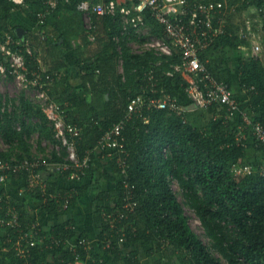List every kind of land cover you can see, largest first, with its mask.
<instances>
[{"label":"trees","instance_id":"obj_1","mask_svg":"<svg viewBox=\"0 0 264 264\" xmlns=\"http://www.w3.org/2000/svg\"><path fill=\"white\" fill-rule=\"evenodd\" d=\"M24 1L25 6H20L11 0H0V37L9 33L18 39L16 29L22 28L25 32L21 25L12 20L13 11L18 10L28 17L34 28L28 30L21 42L43 51L41 58L48 67V70L42 73L43 80H46V75L53 77L52 71L66 67L65 55L69 51H73L79 58V64L90 62L91 67L99 69L98 75L93 68L89 69L84 78L96 93L97 104L92 106L90 115L80 118L72 115L70 109L77 104L73 96L65 99L68 102L66 107L61 104L65 100L54 97L58 103L61 102L59 104L62 108H65L67 121L75 123L81 129L76 146L79 157L82 158L86 151H92L104 132L114 124L126 122L122 131L126 152L122 156L128 164L129 183L134 185L131 200L136 202L137 206L133 214L114 228L111 227V218L108 216L119 214L118 210L127 196L121 178L117 175V156L111 158L104 155L101 158L93 153L91 155L93 160L100 158L105 164L107 170L106 173L103 172V180L105 183H112L116 190L110 193L103 189L98 191L96 196L98 201L107 202L97 207V212L101 215L97 235L99 248L110 244L103 249V253L121 260L124 264H144L136 251L125 252L121 249L122 245H139L149 255L169 248L182 264H264V174L234 175L232 171L234 165H260L264 159V147L256 141H253L251 146L237 143L235 131L238 125L243 123L242 120L234 118L235 121L227 120L223 123L214 121L209 116L206 125H195L190 118L196 112L199 116L207 113L212 115L216 107L203 112L182 110L180 114L155 106L149 107V99L162 98V90L176 99L182 108L188 106L182 96L186 82L178 73H172L171 76L167 74L173 71L170 65L177 61L176 56H156L149 51L133 53L129 43L135 39L141 41L142 38L132 32L121 34L118 18L113 19L108 15L96 13L91 16L92 29L89 33L85 29L82 30L85 34L77 50L72 48L69 39L75 36L77 30L80 31L79 26L72 24L70 27L66 23L58 25L49 20H46L44 25H38L36 15L44 8L43 0ZM79 1L59 3L48 18H54L56 13L64 9L75 15ZM214 1H225L234 10L229 11L223 19V34L200 56L203 62L207 61L206 67L229 85L240 106L251 114V120L264 126V67L261 61L259 58L239 60L235 80L231 68L225 64L220 54L222 49L237 50L239 46L247 45L248 40L240 38L237 31L239 27L244 26L247 8L254 4L260 7L264 5V0H246L243 4L241 0ZM148 21L150 24L151 21ZM158 29L160 28L155 29L156 33L159 32ZM39 35L44 36L40 43ZM89 35L94 37L93 42L88 41ZM115 38H118V42ZM22 51L28 71L38 72L36 59L28 55L24 48ZM119 59L122 60V73L117 69ZM149 73L153 75L152 80H148ZM233 81H237L236 84ZM49 93L51 94V88ZM138 95L144 104L126 121L127 106ZM20 103L21 115L40 120L42 123L38 125V129L41 134L54 142L52 133L47 129V120L40 109L24 98H21ZM21 115L17 111L5 114L0 118V129L7 131L15 121L20 122L21 132L10 133V136L17 138L23 151L27 153L25 157L30 158L26 142L23 140L24 135H30V131L24 126ZM245 133L251 138L249 130H245ZM0 158H5V154L0 153ZM20 158L23 159L22 156ZM86 172L80 179L82 182L74 180L75 184L71 188L51 183L45 193L34 192L37 200H45L43 210L48 215L60 216L65 213L63 205L67 201L70 207L82 198L88 190V185L83 183V179L89 178L95 171L89 169ZM64 174L66 177L70 172L66 171ZM24 176L22 173L10 175L17 180H25ZM174 185L178 186L185 204L198 218L204 235L209 239L208 245L192 230L188 217L175 196ZM53 194L56 198L51 199ZM7 203L15 207L21 214V221L26 225L29 221L28 212L20 202L10 198L2 187L0 213L5 210ZM75 227L72 220H66L46 230L47 232L43 231L41 235L46 240L53 237L46 244L49 247L28 246L27 257H17L12 249L13 242L18 239L17 230L5 229V234L0 238V247L7 246L9 251L0 254L6 255L7 259H14L17 264H74L76 256L83 264H105L102 256L94 250L86 252L77 245L74 250L69 248L70 244H76L77 240L85 236L78 235ZM11 232L12 242L9 241L10 237H7ZM121 238L123 241H120ZM22 246H27V243L22 242ZM147 264L163 262L162 259H156Z\"/></svg>","mask_w":264,"mask_h":264},{"label":"built area","instance_id":"obj_2","mask_svg":"<svg viewBox=\"0 0 264 264\" xmlns=\"http://www.w3.org/2000/svg\"><path fill=\"white\" fill-rule=\"evenodd\" d=\"M16 4H24V0H11ZM71 0H43L44 8L37 13L38 24H44L45 19L50 10L55 9L59 3L69 4ZM226 2H218L214 0H80L76 4V9L80 12L84 22L83 27L89 33L92 29V14L108 15L110 17H118L120 22L121 34L133 33L142 38L140 43V51L134 53L153 52L156 56L177 57V61L171 64L172 72H168V76L172 73H178L186 82L185 91L189 94L193 105L199 108L208 109L216 106V117L219 119L229 120L238 117L242 120V124L238 125V132L235 134V140L242 146H247L248 136L245 130H249L252 141H256L264 147V126L259 122L251 120V114L244 110L237 102L232 89L223 80H216L211 76L206 61L203 62L201 53L209 46L211 42L212 16L218 21L220 29H213L214 34L222 32V22L225 13ZM224 5V8H223ZM233 10L234 8L231 7ZM161 29L160 34H153L148 20H152ZM248 16L244 19V26L240 27L241 37L250 39L254 34L252 23ZM90 39H93L89 35ZM118 42V38H116ZM28 55H32L30 46L23 44L21 39H15L9 33H5L0 38V71L4 77L16 79L24 97L35 103L45 115L53 131V138L58 142L56 150L59 152L65 149L64 161L60 163L61 167L56 168L60 171H69L71 180L79 181L85 176L86 170L91 164V155L97 156L107 155L109 157L117 156V167L119 169L118 176L127 195L124 198L123 205L117 216L109 215L110 224L114 225L116 221L121 222L133 214L136 202L131 200L132 189L134 185L129 183L127 176L128 164L125 154V140L122 135L124 129V121L114 124L110 129L106 130L98 140L92 151H86L82 158L77 153V140L80 138L81 129L74 123L67 121L66 111L62 105L55 101L49 94V76L43 80L38 72H29L26 67L25 55L22 49ZM120 52V48H118ZM120 70L122 73V60L119 59ZM148 80H152L153 75L147 74ZM144 101L138 95L127 106L126 121L130 120L136 112L142 107ZM148 106H155L158 109L168 110L180 114L183 108L178 104L176 99L171 98L162 90V98H150ZM237 118V119H238ZM225 121V122H226ZM166 154V151H164ZM45 165L40 159H23L20 161L9 162L0 158V182H4L8 176L25 173L29 184L40 179V172L37 170L40 166ZM234 175H247L251 173L264 174V159L257 167L246 163L234 165ZM39 192L45 193V186L40 185ZM51 199L56 198L53 194ZM68 201L63 208L68 207ZM0 225L8 228H15L23 232L21 238L26 243L32 239L33 232L37 225H31L30 231H26L18 214L11 209L8 219H0ZM113 227V226H111ZM114 228V227H113ZM42 241H45L46 238ZM52 236L49 240H52ZM27 239V240H26ZM41 241V242H42ZM120 241H123L121 238ZM34 243V242H33ZM80 246L84 251L92 250L90 241L83 239L77 240L76 244H70V249ZM110 244L107 245V247ZM29 264V263H28ZM68 264H72L69 262ZM74 264H83L76 256Z\"/></svg>","mask_w":264,"mask_h":264},{"label":"rangeland","instance_id":"obj_3","mask_svg":"<svg viewBox=\"0 0 264 264\" xmlns=\"http://www.w3.org/2000/svg\"><path fill=\"white\" fill-rule=\"evenodd\" d=\"M246 0H241V3L243 4ZM249 2L253 0H247ZM63 6V5H62ZM225 8L227 11H233L229 5L225 4ZM60 13L62 14V17H70L72 16L66 9L61 10ZM226 16V13L224 17ZM244 16L250 17L252 26H253V31L254 34L251 36L250 39H248V43L245 46V48H239L237 50L233 49H222L220 50V54L223 56V60H225V64L231 68L232 70V76L235 77L237 76L238 72V64L239 60H245L248 61L253 58H259L261 61L263 67H264V5L262 6H256L250 5ZM252 17V18H251ZM250 23V24H251ZM82 24H84L82 20ZM4 36V35H3ZM0 37L1 39L3 38ZM31 50L33 49L30 47ZM132 51L134 52H139L140 51V43H132L131 44ZM222 51V52H221ZM32 57H36L38 60V64H41L42 70L46 69V66L41 63V52L38 50H32L31 52ZM120 62H117V69L120 67ZM46 71V70H45ZM237 81H233L234 84H236ZM74 87H66V95H69L70 93L75 94H80V99H79V105L76 106L72 112L76 113L77 111H80L83 116L90 115L92 112H89V110L92 109V106H95L97 104L96 98H91L90 100L86 101V96L87 94L84 92H75ZM236 94L240 96V93L236 91ZM3 96H6L7 98L10 99V111H17L20 115V98L21 96L24 97V93L21 92V89L19 85L16 82V79H12L10 77H4V74L1 73L0 71V100L3 99ZM184 96L185 101L188 105V109H193V102L189 96V94L184 91ZM5 98V97H4ZM5 98V99H7ZM25 98V97H24ZM27 101L32 103L34 106L38 107L35 103H33L29 99V95H27V98H25ZM1 102V101H0ZM65 105L68 104L67 101H64ZM185 103V104H186ZM193 106V107H192ZM99 108V107H95ZM80 109V110H79ZM92 111V110H91ZM200 111V110H199ZM85 112V113H84ZM201 112H203L201 110ZM196 114L193 115L192 118H190L191 122L195 125H206L208 122L209 114L207 115H202L199 116ZM80 115V114H79ZM22 116V120L24 122V126L30 131V135H24L23 140L26 142V149L28 150V154L30 153L31 157L41 159L43 162L45 161V166L42 167L41 169V176L38 181H34L32 184H29L28 180L24 179H13L12 177L8 176V178L4 182H0V188L1 187H8L9 189V195L15 192V195H13L16 199V201L20 202L21 200L24 199V195L22 192L27 188L30 191L35 192L36 187L39 185H44L48 181V175L51 173L50 168L58 167L60 168L61 166L58 165L59 162H63L64 159L58 157L56 154V144L50 140H48L45 136H43L38 129V125H40L42 122L34 117H27V116ZM18 124H21L18 121H15L12 126L6 131V130H1L0 129V153L5 154V159L9 162H14L19 160L20 156L25 157L27 153L23 151V148L20 145V142L17 140V138H12L10 136V133H15L18 134L21 132L17 130ZM48 132L52 133V131L47 127ZM52 135V134H51ZM62 157H64L63 153L61 150H59ZM56 155L58 158H54L53 156ZM92 163L94 165L101 164L97 168L96 172H94L93 179H83V183L85 185H88V190L87 193L81 198L80 203L77 204L73 208L74 204L71 206V213L75 214L74 211H78V215H81V218H85L86 222L90 225H93L94 227H97L100 225V218L101 215L98 214L97 212V207L98 206H103L104 203L106 204L107 202H101L96 199L97 192L102 191L103 189L106 191H109L110 193L116 192L115 187L112 183H105V181L102 178L103 172L107 170L105 168V164L100 161H95L92 159ZM56 172H59V170H55ZM106 173V172H105ZM80 182H82L80 180ZM173 190L175 192V196L177 197V200L179 201L180 205L184 209L185 215L188 217L189 224L192 228V230L201 238V240L208 245L209 239L204 235V229L202 228L198 218L194 214V212L185 204L184 202V197L178 188L177 185L173 186ZM33 192H31L33 194ZM21 193V194H20ZM11 196V195H10ZM31 201H34L32 199ZM114 204V203H111ZM74 209V210H73ZM73 210V211H72ZM69 212L70 209H66L65 212ZM41 212V210H40ZM84 213V214H83ZM36 215V214H35ZM38 216V215H36ZM40 219V216H38ZM83 220V219H82ZM100 228V227H99ZM100 229H97L94 231L92 237L93 239L91 241H97V235L99 233ZM124 245L121 246L123 248ZM2 251L8 252V248L2 249ZM1 255V254H0ZM167 256V255H166ZM171 260H166L162 259L163 264H182L179 261L178 257H173L169 256ZM1 258V257H0ZM14 259H9L5 260V264H17Z\"/></svg>","mask_w":264,"mask_h":264},{"label":"crops","instance_id":"obj_4","mask_svg":"<svg viewBox=\"0 0 264 264\" xmlns=\"http://www.w3.org/2000/svg\"><path fill=\"white\" fill-rule=\"evenodd\" d=\"M23 2H24V4H22V5L21 4H16V3L15 4L16 5H20V6H25V1H23ZM56 8L53 9V10H50V12L48 13V15H47V17L45 19V22H46V20H49L50 22L54 21V22L58 23V25H63V24L66 23L70 27L72 26V24H74L76 26H79L81 28L80 31L77 30V33L75 32V36L73 38L69 39V43L71 44L72 48H75V49L78 50V46L81 44V42L83 40L82 36H84V34H85V31H82L84 28L82 26V16H81L80 12L76 9L77 10V13H75V15H74L73 13L71 14L67 10L72 15L70 17H62V14L60 12H58V13L55 14V17L54 18H50L49 19L48 17H50L52 15V13L56 10ZM111 18L114 19V18H118V17H111ZM12 20L15 23L21 25L25 29V32H23V34H22V38H23V36H25V34L28 32V30H30V29L32 30L34 28V25L31 23V21L28 19V17H26L23 13H21L18 10L13 11V13H12ZM211 20H212V29H211V32H210V34H211V42H210L209 46L205 49V52L212 45H214L215 42L218 40L219 36L223 34V28H222V32L220 34L219 33L218 34H214V32H213V29L214 28L220 29L219 28V25H218L219 23H218L217 19H215V15L214 14H213ZM150 21L151 22H150L149 26L151 27L152 33L153 34H160L161 33L160 32V29H158L159 32L156 33V30L155 29H157L159 27L156 25V23L153 21V19L150 20ZM45 22H44V24H45ZM44 24H41V25H44ZM237 32H238V36L240 38H242V39L245 40V38L241 37L240 27H239V29H238ZM43 38H44V36L43 37H41V35L38 36L39 43L42 41ZM18 39H21V38H18ZM87 39H88L89 42H93L95 40L94 37H93V39H90L89 36H88ZM115 40H116V38H115ZM116 42H117V40H116ZM136 42H139V41L136 40V39L135 40H131V42L129 43V46L131 47V44L132 43H136ZM245 46H239L237 49H239V48H242L243 49V48H245ZM30 47H32V46H30ZM32 48H33L32 49L33 51L34 50H38L37 48H34V47H32ZM38 51H40L41 54L43 52L41 50H38ZM132 52L134 53V51H132ZM77 53L79 54V51H77ZM33 58L36 59V62L38 64L37 58L36 57H33ZM83 58H85V57H83ZM40 60H41V63L43 65H45V63L43 62L42 58ZM65 60H66V67L65 68H60V69H58L56 71H52L51 73H52L53 77H51L50 75H46V77L49 76L50 79H51L49 81V85H50L49 90L51 88V94L52 95L50 93L49 94L51 95V97L55 101H57L56 99H58V100H65L69 96H73L76 99L77 105H79V99H80V96H81L80 94H75L74 95L73 93H70L69 95H66V87H74L75 88L74 89L75 92H84V93L87 94L86 101L90 100L91 98H95L96 97L95 96L96 93L93 92L91 85L88 82H85L84 81L85 74L88 73L87 71H89V69L91 70L93 68V67L90 66V62H85L84 64H82V63L79 64L80 63V62H78L79 58L74 54L73 51H69L68 53H66ZM117 62H119V61H117ZM206 63H207V61H206ZM37 69H38V74H40V76L42 78L43 77L42 76V73L46 72L48 70V67L46 66V69H45L46 71H45V70H42L41 64H38ZM119 69H120V67H119ZM93 70L95 71V73L97 75L99 74V69H97V68L94 69L93 68ZM208 71H209V73L211 74L212 77H214L216 80H220L209 69H208ZM4 97L7 98L6 96H3V99L0 100L1 101L0 102V118H2L5 114H9L11 112L9 110L10 109V104H11L10 103V99L9 98L5 99ZM21 98H24V97L21 96ZM21 98H20V101H21ZM24 100L27 101L25 98H24ZM59 103H61V102H59ZM61 104L63 106H65V107H66V105H68V104L65 105L64 102L61 103ZM76 106H75V108H76ZM212 107H216V106H211L208 109H210ZM74 109H72V110H74ZM72 110L70 109L71 112H72ZM195 110L205 111L207 109L199 108V107H196V106H194L193 109H188V106L186 108H183V111H195ZM89 112H91V110H89ZM215 114H216V109H215V112L212 115L209 114V116H211V118L214 121H217V122L220 121V122H223V123L226 121L223 118L222 119L217 118ZM72 115L74 117H77V118L85 117V116L82 115V113L80 111H77V110H76V113L72 112ZM207 115H208V113H207ZM234 118H238V117H233V118H230L229 120H234L235 121ZM236 121H237V119H236ZM47 126L52 131V128L50 127L48 120H47ZM17 130L18 131L22 130V125L21 124H18ZM237 132H238V127H237V129L235 131V134ZM52 139H53V141H54L55 144H58V142L53 138V131H52ZM252 142H253L252 141V138H248L247 144L251 146V143ZM252 151L255 152V150H252ZM61 152L63 153V155L65 157V155H66L65 149H61ZM56 154L61 159L62 158L64 159V157H62L60 151L59 152H56ZM53 157L56 158V159L58 158L56 155H54ZM1 159L6 160L5 158H1ZM23 159H29L30 160V159H35V158L34 157H30V158L23 157ZM23 159L20 158L17 161H20V160H23ZM91 160H92V158H91ZM95 161L102 162V160L100 158H98ZM44 163H45V161H44ZM60 163H62V162H59L58 165H61ZM99 165L101 166V164L94 165L92 163V161H91L90 167L87 169V171L89 169H92V170H94L96 172V170L99 167ZM43 166H45V165L40 166V168L37 171L41 173V169H42ZM56 168H58V167L50 168L52 171L48 175V177H49L48 178V181L46 182V184H44L45 189L51 183H56L58 186L63 187V188H71V187H73V185L75 184L74 181L69 178V175H67L66 177L64 176L65 175L64 173L66 171H60L59 170V172H56L55 171ZM86 173H85V175H86ZM22 174H25V173H22ZM24 177H25V180H26V174H25ZM89 178L90 179H93L94 178L93 174L92 175H89ZM102 178H103V175H102ZM40 188L41 187L39 185V186L36 187L35 190L39 192ZM5 191L8 194V196L11 195L10 198H12V199L15 198L13 196V195H15V192L9 195V189H8L7 186L5 187ZM31 192H33V191H30L27 188L22 192V194L24 195V199L21 200L20 203L23 205L24 210H26L28 212L27 215H28L29 221H28V223L26 225L22 221L21 222H22L24 228L27 231H30L31 225H34V224L37 225L36 230L32 231L33 232L32 239H33V242L34 243L33 242L27 243V246L23 247L22 246V242H25L26 243V241L23 238H21L22 235H23V232H20V231L17 230V232H18V236H17L18 239L15 242H13L14 243V247H13V244H12V247H13L12 249L14 250L15 255L16 256L18 255L17 257H19V256L20 257L21 256L22 257H27L28 256V253H29V247L28 246L32 247V246H37V245H44V248L49 247V245H46L49 239H47L45 241H42L43 238H39V237H43L41 235V233L43 231L44 232H47L46 230H50V228H52L56 224H59V223L64 222L66 220H72L75 223V226H76L75 227L76 233L78 235H80V234H84L85 235V236H83V238L81 237V239H83L85 241H90L91 242V244H92V250H94L97 254H99V255L102 256V258L106 262L105 264H124L123 262H121V260H116L113 256H111V255H109L107 253H105V254L103 253L104 252L103 249H105L107 247V245L104 246V247H102V248H99V242H98V240L97 241L96 240L95 241H91L93 239L92 235H93L94 231L97 230V229H99L100 225L97 226V227H94L91 224L89 225L86 222V220H84L85 219L84 217L80 219L81 215H78V211H74L75 214H72L71 213V206L68 207V208H64V209H70V211L69 212L66 211L65 213L61 214L60 216H57V215H48L43 210V207H42L43 206V202H45V200L43 202L40 201V200H37L35 198V196H34L35 195L34 192H33V194ZM32 199H34V201H31ZM14 200H16V199H14ZM80 200H81V198L77 202H75L73 208H76L75 206L80 203ZM11 209H14V211L18 214L19 218L21 219V217H20L21 214L15 209V207L11 206L9 203H7V205L5 206V210H3L2 213H0V219H8L9 211ZM40 210H41V212H40ZM35 214L38 215V216H40V219ZM119 223L120 222L116 221L114 223V225H111V224L110 225L113 226V227H116V225L119 224ZM5 229H9V228L6 227V226H4V225H0V238H1V236L3 234H5ZM12 234H13L12 232L10 234H7V237L12 236ZM9 241L12 242L11 237H10V240ZM9 241H8V243H9ZM27 242H28V240H27ZM45 245H46V247H45ZM6 247L7 246H5V248ZM2 249H4V248H1L0 247V253L5 254L6 252L5 251H2ZM121 249L124 250L125 252L136 251L138 253V257L140 258L141 262H143L144 264L152 263L153 260H156V259H159V260H161V259L168 260L169 259V260H171L172 258L170 259L169 256H173V257L175 256L174 255V252L172 250H170L169 248H166V249L163 248L161 250V252H158V253H155V254L152 253L150 255H149L148 252H146V250L144 248H142L139 245H135V246H131V247L130 246L129 247H125L124 246ZM0 257H1L0 258V264H5L6 263L5 260H9V259H7V256L6 255H2L1 254Z\"/></svg>","mask_w":264,"mask_h":264},{"label":"water","instance_id":"obj_5","mask_svg":"<svg viewBox=\"0 0 264 264\" xmlns=\"http://www.w3.org/2000/svg\"><path fill=\"white\" fill-rule=\"evenodd\" d=\"M16 34H17L18 38H22L23 29L22 28H17L16 29Z\"/></svg>","mask_w":264,"mask_h":264},{"label":"bare ground","instance_id":"obj_6","mask_svg":"<svg viewBox=\"0 0 264 264\" xmlns=\"http://www.w3.org/2000/svg\"><path fill=\"white\" fill-rule=\"evenodd\" d=\"M193 107V106H192Z\"/></svg>","mask_w":264,"mask_h":264}]
</instances>
